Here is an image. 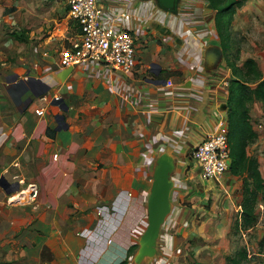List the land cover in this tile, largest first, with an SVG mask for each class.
<instances>
[{
  "label": "crops",
  "instance_id": "obj_1",
  "mask_svg": "<svg viewBox=\"0 0 264 264\" xmlns=\"http://www.w3.org/2000/svg\"><path fill=\"white\" fill-rule=\"evenodd\" d=\"M99 4L107 25L133 34L136 60L127 75L97 63L61 65L60 50L79 35L62 0H0V17L12 12L14 41L22 42L15 54L0 38V175L37 192L36 215L5 264H146L159 241L153 257L137 258L139 247L130 257L128 251L146 226L158 159L174 165L173 207L175 186L183 185L174 176L217 114L228 115L233 69L247 58L230 63L209 0H184L177 15L151 1ZM259 58L251 59L264 77ZM250 103L259 138L263 125L255 121L264 119V106Z\"/></svg>",
  "mask_w": 264,
  "mask_h": 264
},
{
  "label": "rangeland",
  "instance_id": "obj_2",
  "mask_svg": "<svg viewBox=\"0 0 264 264\" xmlns=\"http://www.w3.org/2000/svg\"><path fill=\"white\" fill-rule=\"evenodd\" d=\"M214 2L216 8L225 9L226 14H220L217 25L225 55L229 56L230 63L234 64L236 61L243 63L244 56L245 59L255 56L260 60L259 56L264 55V0H214ZM2 17L6 20L5 24ZM2 17L0 38L4 41L6 51L10 50L11 53L15 50L17 54L18 46L14 39L16 40L18 31L14 29L12 12L4 13ZM70 44V42L65 44L60 50V60L61 52ZM10 56L5 61L7 64L13 62ZM238 70L239 67L233 69L234 74L240 78ZM248 83L255 86V83L250 81ZM248 88L251 89L249 86ZM246 104L251 110L252 104L250 102ZM236 109V102L230 98L229 115L234 134V130L237 131L238 128ZM255 122L263 125L262 134L247 145L246 151L249 157L256 160L258 156L261 157V163L258 160L257 162L264 182V119ZM236 157L234 151L231 154L233 167L237 165ZM192 161L188 159L189 165L186 169L174 176L178 184H183L175 186L177 189L175 188L173 207L169 214L174 220L169 219L166 222L165 219L161 225L157 238L159 241L157 254L146 259V264H225L227 257L240 249L248 252L249 264H264V190L257 194L252 224L247 228H242L240 224L236 229V222L240 223L243 179L247 173L242 176L229 172L218 180H204L200 169ZM4 177L9 183L18 181L12 177ZM30 189L28 183L22 181L19 182V190L11 194L0 188V264H5V257L12 250L10 248L19 246L17 240L20 234L36 215L33 205L37 199L36 196H30ZM147 223L146 218V226ZM146 226L136 238L137 248ZM8 257L14 260L13 252Z\"/></svg>",
  "mask_w": 264,
  "mask_h": 264
},
{
  "label": "built area",
  "instance_id": "obj_3",
  "mask_svg": "<svg viewBox=\"0 0 264 264\" xmlns=\"http://www.w3.org/2000/svg\"><path fill=\"white\" fill-rule=\"evenodd\" d=\"M62 1L69 16L78 25L79 35L61 52V65L74 67L97 63L122 75L129 74L136 60L133 34L125 28L107 25L99 0ZM41 100L47 101V98L41 96ZM52 100L58 101L59 97L54 96ZM43 113V109H36L37 115ZM228 134V115L222 111L217 114L214 129L207 132L191 151V158L204 180H218L229 173L231 155ZM28 187L31 188L30 196H36L34 187Z\"/></svg>",
  "mask_w": 264,
  "mask_h": 264
},
{
  "label": "trees",
  "instance_id": "obj_4",
  "mask_svg": "<svg viewBox=\"0 0 264 264\" xmlns=\"http://www.w3.org/2000/svg\"><path fill=\"white\" fill-rule=\"evenodd\" d=\"M211 6L217 11L216 25L220 20V14L225 13L223 7L216 8L214 0H209ZM226 14V13H225ZM218 28V25H217ZM244 70V71H243ZM238 73L241 75L240 78L236 76V80L232 81L231 84V98L236 102L237 112L236 117L238 119V128L237 131L234 130L235 134L232 132L233 123L231 121V116L229 115V106H228V143L230 146V155L233 152H236L237 165L233 167L232 165L229 168V172L233 175H242L246 174V177L243 179V198L241 202V213H240V223L235 224L236 229L239 228V225L242 228H247L252 224L254 206L257 201V194L259 191L264 190V182L259 171V165L255 158L249 157L247 155L246 147L256 138L255 132L252 130V127L249 123L248 115V106L246 102H251L254 99L261 101L264 106V77L259 72L257 65L253 59H246L242 64V67L239 68ZM255 83L256 86L254 89H249L244 83ZM249 179L251 181H249ZM239 222V221H238ZM137 249V245L133 244L128 251V257L132 256ZM248 252L244 249L237 250L226 259L225 264H249L248 262ZM118 264H128V259L126 258L123 261H120Z\"/></svg>",
  "mask_w": 264,
  "mask_h": 264
},
{
  "label": "water",
  "instance_id": "obj_5",
  "mask_svg": "<svg viewBox=\"0 0 264 264\" xmlns=\"http://www.w3.org/2000/svg\"><path fill=\"white\" fill-rule=\"evenodd\" d=\"M151 1L154 6L163 13L177 15L184 0H140ZM17 79V76H11L8 82ZM48 86H46L47 88ZM38 92L36 96L40 95ZM57 122L63 121V116H56ZM173 162L161 157L158 159L153 172L150 193L147 199V226L143 231L137 253V258L143 259L145 256L153 257L156 249V242L159 236L161 225L171 211L169 201L170 190L173 186L171 174L173 172ZM0 187L7 193L11 194L19 190L18 182L9 183L3 176H0Z\"/></svg>",
  "mask_w": 264,
  "mask_h": 264
},
{
  "label": "bare ground",
  "instance_id": "obj_6",
  "mask_svg": "<svg viewBox=\"0 0 264 264\" xmlns=\"http://www.w3.org/2000/svg\"><path fill=\"white\" fill-rule=\"evenodd\" d=\"M16 199V198H15Z\"/></svg>",
  "mask_w": 264,
  "mask_h": 264
}]
</instances>
